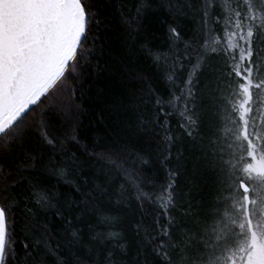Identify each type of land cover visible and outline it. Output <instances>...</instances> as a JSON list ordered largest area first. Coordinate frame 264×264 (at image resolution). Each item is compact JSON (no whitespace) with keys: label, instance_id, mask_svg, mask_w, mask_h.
Masks as SVG:
<instances>
[{"label":"snow or ice","instance_id":"1","mask_svg":"<svg viewBox=\"0 0 264 264\" xmlns=\"http://www.w3.org/2000/svg\"><path fill=\"white\" fill-rule=\"evenodd\" d=\"M0 264H264V0H0Z\"/></svg>","mask_w":264,"mask_h":264}]
</instances>
